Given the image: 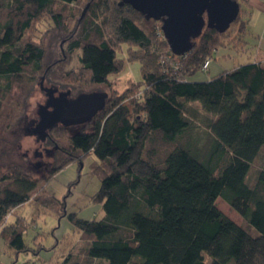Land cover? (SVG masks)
Segmentation results:
<instances>
[{
  "label": "trees",
  "instance_id": "trees-1",
  "mask_svg": "<svg viewBox=\"0 0 264 264\" xmlns=\"http://www.w3.org/2000/svg\"><path fill=\"white\" fill-rule=\"evenodd\" d=\"M89 1L88 19L76 40L71 38L67 53H79L90 85H106L108 76L121 70L115 46L126 43L127 59L140 64L142 86L130 96L107 97L104 108L85 123L89 128L66 138L67 127L48 129L43 142L51 145L54 166L38 179L24 162L27 157L4 162L16 146L7 138L18 120L12 92L25 88V82L32 87L41 72L51 73L44 69L45 50L30 39L35 22L48 15L62 29L63 11L57 12L55 4L66 7L80 0H0V238L16 254L29 252L19 218L6 223L5 217L32 199L39 181L45 188L69 163L81 165L93 154L99 161L100 187L93 199L101 203L100 220L67 214L64 199L49 194L32 201L54 207L81 232L85 260L77 257L70 264H205V256L209 264H264L263 61L192 81L205 60L210 64L226 31L204 27L191 51L176 56L159 30L160 21L146 20L129 5ZM235 1L242 9L246 0ZM235 21L238 31H244L248 20L240 13ZM106 27L111 29L108 37ZM64 30L72 36V30ZM66 91L70 97L86 94ZM191 103L210 116L202 144L199 137L184 138L194 127ZM158 141L166 148L160 149ZM257 159L260 166L250 180ZM218 198L239 215L241 224L217 208Z\"/></svg>",
  "mask_w": 264,
  "mask_h": 264
},
{
  "label": "rangeland",
  "instance_id": "rangeland-1",
  "mask_svg": "<svg viewBox=\"0 0 264 264\" xmlns=\"http://www.w3.org/2000/svg\"><path fill=\"white\" fill-rule=\"evenodd\" d=\"M109 1L119 3V0ZM250 2L251 0L241 2L243 3L242 9L240 8L241 19L243 17L244 21L248 20L244 31H238L239 25L234 21L226 30L225 35L219 39V45L213 52L209 69L206 71L200 69L191 77L192 81L209 80L215 74L217 75L224 69L228 70L231 66L253 62L258 47L264 50V0H253L252 4ZM90 3L92 2L89 0H80L79 3L66 7L56 3L54 9L57 12L63 11L62 29H56L48 15L42 16L35 22L30 39L37 41L45 50L44 69H50L51 73L47 75V72H41L37 74L32 87L25 82V88L12 92L13 97L18 99V120L7 134V138L12 143H16V146L11 156H8L4 162L10 159L19 162L23 157H27L24 162L31 164L32 172L38 179L54 166L51 145L44 144L37 135L32 133L39 121L38 109L47 99L41 86L44 89L56 90L57 93L66 92L69 89L73 96L81 90H85L82 92L86 94L104 92L108 98L118 97L126 92L125 95L130 96L142 86L140 64L137 61L129 62L127 59L129 48L126 43L115 46L116 58L121 64V70L109 75L106 85H90L88 73L82 70L78 62L79 53L75 51L72 54L67 53L71 38L74 37L76 40L83 19H88ZM83 15L84 18L80 19ZM104 17H107L109 21L113 18L108 12ZM64 27L72 30V36H65ZM159 30L161 32V29ZM110 31V27L105 28V37L110 35ZM260 61H264V57ZM189 105L195 112L194 127L184 134V138L187 140L199 137L202 144L207 138L203 134L204 124L210 116L201 112L196 103ZM3 120L6 121V116ZM67 128L62 134L64 138L67 133L89 128V126L80 124ZM61 141L63 144L67 143L66 139ZM156 145L160 146V149L166 148L165 144L159 141ZM260 162L261 160L257 159L252 164L248 176L250 180L254 179ZM97 166H99V161L93 154H89L82 160L81 165L74 161L57 172L47 182L45 188L39 181L32 199L11 210L4 219V222L12 223L15 218H19L24 227L23 241L30 250L16 254L0 238V264H63L67 257L71 259L66 261L70 264L75 262L77 257L79 260L82 259L83 249L81 248L84 247L85 242L81 232L68 221L66 216L60 217L54 207L35 206L32 201L36 196L44 198L46 194H49L56 199H64L67 214L76 213L78 218L84 220H100L104 212L101 203L93 199L100 187V178L96 172ZM216 205L231 220L238 224L242 223L239 215L222 199L218 198ZM79 251L81 254H78ZM209 263L210 259L205 256V264Z\"/></svg>",
  "mask_w": 264,
  "mask_h": 264
},
{
  "label": "water",
  "instance_id": "water-1",
  "mask_svg": "<svg viewBox=\"0 0 264 264\" xmlns=\"http://www.w3.org/2000/svg\"><path fill=\"white\" fill-rule=\"evenodd\" d=\"M119 6L129 5L146 20L161 22V32L170 52L183 56L192 49V41L204 27L224 33L236 20L239 4L235 0H119ZM41 89L46 93L44 105L38 109L39 121L32 133L44 141L47 130L90 122L100 112L107 99L104 92L80 94L68 98L67 92Z\"/></svg>",
  "mask_w": 264,
  "mask_h": 264
},
{
  "label": "crops",
  "instance_id": "crops-1",
  "mask_svg": "<svg viewBox=\"0 0 264 264\" xmlns=\"http://www.w3.org/2000/svg\"><path fill=\"white\" fill-rule=\"evenodd\" d=\"M253 3V0H251V2H250V4H252ZM262 57H264V50L263 49H261V48H259L258 47V49L256 50V52H255V56H254V60L253 61H256V60H262ZM211 63V62H210ZM263 63H264V61H263ZM209 67H210V64H209V66H208V69H209ZM236 66H231V68H229V69H233V68H235ZM227 70V69H226ZM219 74V73H218ZM215 76H216V74H215ZM212 77H214V76H212ZM211 77V78H212ZM10 219V218H9ZM9 221V220H8ZM13 222V221H12Z\"/></svg>",
  "mask_w": 264,
  "mask_h": 264
},
{
  "label": "built area",
  "instance_id": "built-area-1",
  "mask_svg": "<svg viewBox=\"0 0 264 264\" xmlns=\"http://www.w3.org/2000/svg\"><path fill=\"white\" fill-rule=\"evenodd\" d=\"M209 65V59L205 60L204 63L201 66L202 71H206Z\"/></svg>",
  "mask_w": 264,
  "mask_h": 264
},
{
  "label": "flooded vegetation",
  "instance_id": "flooded-vegetation-1",
  "mask_svg": "<svg viewBox=\"0 0 264 264\" xmlns=\"http://www.w3.org/2000/svg\"><path fill=\"white\" fill-rule=\"evenodd\" d=\"M66 92L68 93V98H71V97H70V95H69V92H68V91H66ZM55 94H56V95H58V93H57V92H56Z\"/></svg>",
  "mask_w": 264,
  "mask_h": 264
},
{
  "label": "bare ground",
  "instance_id": "bare-ground-1",
  "mask_svg": "<svg viewBox=\"0 0 264 264\" xmlns=\"http://www.w3.org/2000/svg\"><path fill=\"white\" fill-rule=\"evenodd\" d=\"M188 53H189V52H188ZM188 53H186V54H188ZM186 54H185V55H186ZM185 55H183L182 57H184ZM44 142H45V141H44Z\"/></svg>",
  "mask_w": 264,
  "mask_h": 264
}]
</instances>
